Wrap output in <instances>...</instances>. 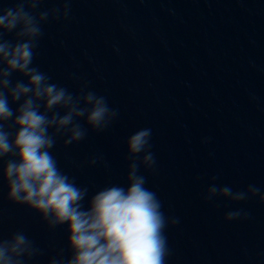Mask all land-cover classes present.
Wrapping results in <instances>:
<instances>
[{
    "label": "water",
    "instance_id": "water-1",
    "mask_svg": "<svg viewBox=\"0 0 264 264\" xmlns=\"http://www.w3.org/2000/svg\"><path fill=\"white\" fill-rule=\"evenodd\" d=\"M14 6L0 0V7ZM60 6L46 0L41 9ZM70 6L68 19L43 26L34 65L74 93L87 84L120 115L79 143L65 147L58 138L53 154L62 170L89 195L111 184L126 187V140L151 128L156 166L144 171L147 186L167 216L180 218L166 229L167 264H264V204L203 199L211 183L234 190L255 184L264 192V0ZM96 155L108 167H89ZM7 191L0 184V232H26L43 250L28 264H48L66 249L64 227L49 230L33 210L8 201ZM237 207L250 218L226 222L225 213Z\"/></svg>",
    "mask_w": 264,
    "mask_h": 264
},
{
    "label": "clouds",
    "instance_id": "clouds-1",
    "mask_svg": "<svg viewBox=\"0 0 264 264\" xmlns=\"http://www.w3.org/2000/svg\"><path fill=\"white\" fill-rule=\"evenodd\" d=\"M45 2L15 0L14 7H0V184L7 186L6 198L33 210L49 230L64 227L66 249L48 264H167L166 229L180 218L167 216L147 186L144 171L156 166L151 128L138 129L126 140V187L111 184L89 195L53 154L58 138L65 147L79 143L90 130L108 129L120 113L87 84L74 93L34 65L43 26L72 12L73 0H55L62 6L42 10ZM101 163L108 167L101 155L87 161L89 167ZM203 199L264 204V192L255 184L234 190L211 183ZM248 218L250 213L239 207L224 215L226 222ZM40 255L43 250L26 232H0V264H28Z\"/></svg>",
    "mask_w": 264,
    "mask_h": 264
}]
</instances>
